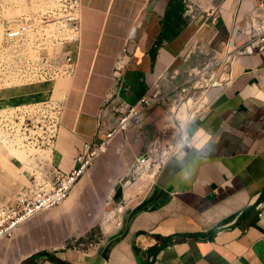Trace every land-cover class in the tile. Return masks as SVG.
Listing matches in <instances>:
<instances>
[{"label":"crops","instance_id":"1","mask_svg":"<svg viewBox=\"0 0 264 264\" xmlns=\"http://www.w3.org/2000/svg\"><path fill=\"white\" fill-rule=\"evenodd\" d=\"M35 1L29 21L40 12ZM257 8L256 0H81L80 39L57 41L71 49L75 73L0 91V112L26 123L13 146L0 143V206L34 192L32 168L51 179L75 169L77 155L118 126L114 107L206 83L196 107L208 109L118 229L103 234L98 221L124 200L160 104L111 138L64 203L1 241L0 264H264V50L233 54L248 43ZM7 21L6 33L20 26ZM190 61L201 65L195 79ZM44 108L59 125L29 128V113L41 123Z\"/></svg>","mask_w":264,"mask_h":264},{"label":"built area","instance_id":"2","mask_svg":"<svg viewBox=\"0 0 264 264\" xmlns=\"http://www.w3.org/2000/svg\"><path fill=\"white\" fill-rule=\"evenodd\" d=\"M256 2H258V8L251 18L252 22L251 30L249 32V41L243 48L235 49L233 53L234 56L242 54L247 50H264V0H256ZM36 5L40 10L37 14V19L31 21H29L28 18L25 19L27 22L21 24L15 30H9L5 34L6 40L14 43L15 40H19L20 38L23 39L25 34L35 32L43 37L50 36V33H56L57 37L51 39L56 42H70L80 39L82 33V21L80 19L81 0H41L36 2ZM208 15L214 17L213 12ZM64 61L63 72L75 73L77 66L72 55L67 54ZM216 76L217 72L213 73L210 79L213 80ZM164 98L163 95L156 92L150 97L140 101V103L134 107H129L127 105L121 109L114 107L115 110L121 112L118 126L107 135L106 142H103L100 145H87L86 150L77 155L76 162L78 166L70 173H57L54 178L51 179L43 171L37 168H32L31 179L34 184V192L31 194L28 192L23 193L12 206H0V242L11 238L17 229L28 223L38 214L49 211L64 203L69 198L76 185L84 177L88 169L98 157L107 150L111 138L116 133H125L136 121L139 120L145 111L161 104ZM196 109H193V111H196L193 112L194 118L190 119L191 123L204 115L208 107L203 105L201 107H196ZM41 112H43V121H41V123L36 121L33 122L31 119V117L36 119L39 116L38 113H29V128L38 129L41 127L44 130H47L48 128L54 129L59 125V115H57L55 110L44 108L39 113ZM24 127H26V123L23 121L22 114L11 115L0 112V143L5 147L13 146L17 139H19V133L23 131ZM53 132L54 130L51 131V134ZM189 138L190 133L186 128L183 130V133L175 144L174 150L169 156L180 148ZM166 159L159 164L157 172ZM149 161V153L147 152L137 159V166H145ZM155 174L153 176H155ZM123 201L124 200L118 205L109 202L108 205L110 206L112 204L113 209L119 207L118 211H120L124 208V206H122ZM108 214H110L109 220H113L114 215H116V210H113V212H109ZM120 225L121 219L119 218L118 222L113 224L112 228L106 227L101 230L103 234H109L118 229Z\"/></svg>","mask_w":264,"mask_h":264},{"label":"rangeland","instance_id":"3","mask_svg":"<svg viewBox=\"0 0 264 264\" xmlns=\"http://www.w3.org/2000/svg\"><path fill=\"white\" fill-rule=\"evenodd\" d=\"M39 1L41 0H36L34 3ZM32 5L33 2L29 5V0H25V2L24 0H0V91L2 92L13 87H18L21 84L38 83V81H43L44 78L56 79L62 75L59 74V71L62 70L60 68L64 65L66 55L71 51L67 46L68 44L60 45L55 40H51L57 37L56 33H50V36L46 37L36 32L28 33L25 34L23 39L15 40L14 43H8L4 40L7 30L6 25L9 23L7 19L14 22L16 19L17 22L15 23L18 26L27 22L25 19H29V9H31ZM5 14L8 18L5 17ZM201 58L200 54H198L197 60L201 62ZM187 66L185 70L189 71L195 79L198 75L197 72L201 70L200 63L198 61H190ZM217 71L218 67L214 70L212 69L211 75ZM175 83L178 82L175 81ZM205 86L206 83L200 90L178 89L176 86L177 92L170 93V95L164 98L163 102L159 105L160 116L156 119V123H154L155 131L151 138L153 144L148 150L150 161L145 166H137L134 180L123 183L122 190L125 199L122 206L124 208L118 211L119 207L113 209L112 204L110 206L106 205L103 218L98 221L100 229L106 227L112 228L126 208L136 203L144 194L153 181V175L157 172L159 164L174 150L175 144L179 140L183 130L191 124L190 119L194 118L193 112L197 110V99L199 97L202 99L200 95ZM179 87L186 86L182 85ZM202 105L203 102L199 107ZM193 109L196 110L193 111ZM113 210H116V215H114L113 220H109L111 213H108L113 212Z\"/></svg>","mask_w":264,"mask_h":264},{"label":"trees","instance_id":"4","mask_svg":"<svg viewBox=\"0 0 264 264\" xmlns=\"http://www.w3.org/2000/svg\"><path fill=\"white\" fill-rule=\"evenodd\" d=\"M33 260H34V259L30 258V259H29V262H32ZM25 264H26V263H25Z\"/></svg>","mask_w":264,"mask_h":264},{"label":"bare ground","instance_id":"5","mask_svg":"<svg viewBox=\"0 0 264 264\" xmlns=\"http://www.w3.org/2000/svg\"><path fill=\"white\" fill-rule=\"evenodd\" d=\"M24 2H25V0H24Z\"/></svg>","mask_w":264,"mask_h":264}]
</instances>
